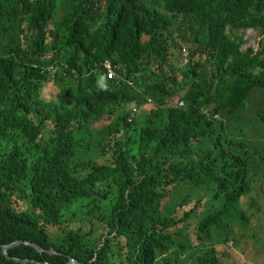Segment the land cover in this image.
<instances>
[{
  "label": "trees",
  "instance_id": "obj_1",
  "mask_svg": "<svg viewBox=\"0 0 264 264\" xmlns=\"http://www.w3.org/2000/svg\"><path fill=\"white\" fill-rule=\"evenodd\" d=\"M248 28L264 35V0H0V245L56 252L0 264H189V240L193 264L230 259L264 128Z\"/></svg>",
  "mask_w": 264,
  "mask_h": 264
},
{
  "label": "rangeland",
  "instance_id": "obj_2",
  "mask_svg": "<svg viewBox=\"0 0 264 264\" xmlns=\"http://www.w3.org/2000/svg\"><path fill=\"white\" fill-rule=\"evenodd\" d=\"M63 1L64 0H57L59 6L63 3ZM233 33L237 37H243V49L248 47H255L257 49L259 47L260 40H262L264 36L259 32V30L254 28L241 29L237 32L234 31ZM186 55L187 54L184 53L181 56L176 55L175 57H172L171 64L175 68H180L185 64ZM244 118L247 121H254L255 125L257 124L256 118L254 119L252 114H248V116ZM258 129L260 132H258L259 135L254 134L253 138L255 137L261 142L259 144L254 143L251 145L252 149L254 148L256 150L254 156L251 157L252 164L250 166L249 174L251 177V193L253 196H249L251 194L250 193L248 196L243 197L240 201L241 208L250 216V225L248 226L243 223L235 225L237 230L235 231V235L232 237V240H234L235 243L232 242L231 249H228L231 257L230 259L223 257V259H221L223 264H264V142L261 140L262 136L264 137V128L258 125ZM240 130H242L243 133H240ZM248 130L245 123L240 124L236 126L235 133L237 134H234V137L242 135V137L246 139H252V135L249 134ZM239 140L240 139L237 138H229L227 141H232V145L230 146L227 141H225L224 145L231 151L235 152L236 149L238 150L236 142ZM6 147L8 148V151H10L13 144L8 141ZM99 162L109 164L111 163V157L100 158ZM188 187L189 186L181 187V192L186 191ZM206 204H208V207L204 210L219 207L217 204H211L210 201L208 203L206 201ZM206 213L207 211L202 213V215L199 214V216L202 218ZM194 219L198 218L193 217L192 220ZM192 223L196 224L194 221H192ZM189 241L190 243L187 242L186 246H191L193 249H189L187 253L181 254L180 256L189 264H193L204 251L201 250L202 247L199 248V246H196L191 240ZM226 250L227 249L220 248L221 252H225Z\"/></svg>",
  "mask_w": 264,
  "mask_h": 264
},
{
  "label": "water",
  "instance_id": "obj_3",
  "mask_svg": "<svg viewBox=\"0 0 264 264\" xmlns=\"http://www.w3.org/2000/svg\"><path fill=\"white\" fill-rule=\"evenodd\" d=\"M20 244H27V245H31L33 246L37 252L39 253H43V252H47L48 254H55L56 252L53 251V250H49V251H45L44 249H42L40 246L34 244V243H31V242H24V241H17L15 243H12V244H8V245H0V253L7 256V252L8 250L20 245ZM13 261L17 262V263H27L28 260H19V259H12ZM33 263L35 264H51L49 262H46V261H32ZM67 264H85V263H82V262H79L78 260H76L75 258H70L69 259V262Z\"/></svg>",
  "mask_w": 264,
  "mask_h": 264
},
{
  "label": "built area",
  "instance_id": "obj_4",
  "mask_svg": "<svg viewBox=\"0 0 264 264\" xmlns=\"http://www.w3.org/2000/svg\"><path fill=\"white\" fill-rule=\"evenodd\" d=\"M107 67H109V70H108V78L109 79H114L116 77V73L111 69L110 67V64L107 63ZM52 69V68H51ZM131 84V83H130ZM135 111V110H134Z\"/></svg>",
  "mask_w": 264,
  "mask_h": 264
},
{
  "label": "clouds",
  "instance_id": "obj_5",
  "mask_svg": "<svg viewBox=\"0 0 264 264\" xmlns=\"http://www.w3.org/2000/svg\"><path fill=\"white\" fill-rule=\"evenodd\" d=\"M107 63H109L110 64V67H111V63L110 62H106L105 63V68H107V72H108V70H109V67H107ZM53 69V66H51V67H49V69ZM111 69L116 73V77L115 78H117L118 77V74H117V72L111 67ZM107 75H108V73H106ZM107 78H108V76H107ZM109 79V78H108ZM109 80H113V79H109ZM182 105V103H180V106Z\"/></svg>",
  "mask_w": 264,
  "mask_h": 264
},
{
  "label": "crops",
  "instance_id": "obj_6",
  "mask_svg": "<svg viewBox=\"0 0 264 264\" xmlns=\"http://www.w3.org/2000/svg\"><path fill=\"white\" fill-rule=\"evenodd\" d=\"M248 130V129H247ZM248 132L250 133V129L248 130ZM252 195V193L249 195V196H251ZM253 196V195H252Z\"/></svg>",
  "mask_w": 264,
  "mask_h": 264
}]
</instances>
